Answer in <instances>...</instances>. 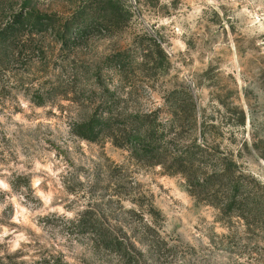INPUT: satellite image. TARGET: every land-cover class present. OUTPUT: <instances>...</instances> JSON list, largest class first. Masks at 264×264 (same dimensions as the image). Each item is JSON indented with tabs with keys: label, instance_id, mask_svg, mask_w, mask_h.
<instances>
[{
	"label": "rangeland",
	"instance_id": "obj_1",
	"mask_svg": "<svg viewBox=\"0 0 264 264\" xmlns=\"http://www.w3.org/2000/svg\"><path fill=\"white\" fill-rule=\"evenodd\" d=\"M80 1L0 0V28ZM126 1L120 34L60 53L35 32L36 50L0 67V264H264L263 224L221 219L183 175L78 134L102 97L165 122L169 93L189 92L195 115L166 135L220 148L264 187V0ZM141 34L162 41L157 74L105 64Z\"/></svg>",
	"mask_w": 264,
	"mask_h": 264
},
{
	"label": "trees",
	"instance_id": "obj_2",
	"mask_svg": "<svg viewBox=\"0 0 264 264\" xmlns=\"http://www.w3.org/2000/svg\"><path fill=\"white\" fill-rule=\"evenodd\" d=\"M129 18L126 0L80 1L67 15L27 14L25 22L22 18L12 20L0 28V67L18 63L22 52L35 51L37 44L31 39L35 32L37 35L51 33L53 44L60 46V53H67L87 44L94 36L120 34ZM164 62L162 41L141 34L129 48L110 55L105 64L128 78L148 70L157 74ZM102 98L103 113L89 118L78 131L79 137L88 142H97L100 138L111 140L116 147L129 150L144 165L161 167L168 175H183L189 194L198 202L214 207L221 219L237 217L246 225H264V187L260 183L237 170V165L220 148L209 143H173L166 135L184 127L191 122V115H195L196 104L189 92L169 93L165 101L170 118L165 122L159 110L128 114L119 112L110 97Z\"/></svg>",
	"mask_w": 264,
	"mask_h": 264
}]
</instances>
